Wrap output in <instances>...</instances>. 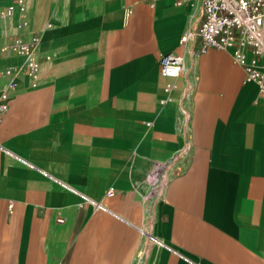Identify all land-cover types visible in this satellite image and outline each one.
<instances>
[{
	"label": "crops",
	"instance_id": "crops-1",
	"mask_svg": "<svg viewBox=\"0 0 264 264\" xmlns=\"http://www.w3.org/2000/svg\"><path fill=\"white\" fill-rule=\"evenodd\" d=\"M27 1L42 67L0 125V264H264L258 84L210 48L164 90L193 3ZM16 34L0 17V65ZM174 169L150 225L142 195Z\"/></svg>",
	"mask_w": 264,
	"mask_h": 264
},
{
	"label": "built area",
	"instance_id": "built-area-1",
	"mask_svg": "<svg viewBox=\"0 0 264 264\" xmlns=\"http://www.w3.org/2000/svg\"><path fill=\"white\" fill-rule=\"evenodd\" d=\"M193 3L188 25L180 39L182 51L169 52L160 61L161 74L170 79L164 86L168 94L173 90V79L189 71L187 55L195 56L210 48L233 49L235 61L246 69V81L258 84L264 96V0H175L177 5ZM0 17L12 23L17 34L11 43L1 48L3 54L20 58L18 63L0 65V125L2 116L9 110L13 95L20 90L21 79L32 84L40 79L42 61L38 50L42 32L32 29L27 0H14L0 9ZM52 23H47L51 28ZM200 38L198 50L191 47ZM47 56V59H50ZM162 99L161 103H166ZM180 119L188 123L187 108L181 104ZM165 187V186H164ZM114 194V189L108 191ZM145 222L156 218V203L142 195Z\"/></svg>",
	"mask_w": 264,
	"mask_h": 264
},
{
	"label": "rangeland",
	"instance_id": "rangeland-1",
	"mask_svg": "<svg viewBox=\"0 0 264 264\" xmlns=\"http://www.w3.org/2000/svg\"><path fill=\"white\" fill-rule=\"evenodd\" d=\"M187 94H188V91H187ZM177 170L174 169L173 171L166 172L162 175L159 174L157 176H154V178L150 181V187L148 188L146 193L143 194V195L150 196L152 200L155 201L157 212L159 210V207H160V204L163 198L164 186L166 185L170 177H172L177 172ZM154 223H156V218L154 219ZM145 230H146L145 237L152 236L153 237L152 239L158 240L156 239L155 231H154V234H152L150 226L146 225Z\"/></svg>",
	"mask_w": 264,
	"mask_h": 264
},
{
	"label": "bare ground",
	"instance_id": "bare-ground-1",
	"mask_svg": "<svg viewBox=\"0 0 264 264\" xmlns=\"http://www.w3.org/2000/svg\"><path fill=\"white\" fill-rule=\"evenodd\" d=\"M152 222H153V221L149 222L150 225L152 224ZM157 245H158V244H157ZM138 254L143 255V251H142V250H139V253H138Z\"/></svg>",
	"mask_w": 264,
	"mask_h": 264
}]
</instances>
